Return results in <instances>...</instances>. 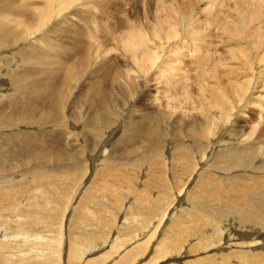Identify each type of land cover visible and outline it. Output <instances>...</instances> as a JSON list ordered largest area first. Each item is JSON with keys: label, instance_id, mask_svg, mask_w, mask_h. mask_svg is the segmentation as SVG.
<instances>
[{"label": "bare ground", "instance_id": "1", "mask_svg": "<svg viewBox=\"0 0 264 264\" xmlns=\"http://www.w3.org/2000/svg\"><path fill=\"white\" fill-rule=\"evenodd\" d=\"M144 1L153 3L0 0V264H264V127L246 133L240 116L254 105L264 120V0L251 13L243 0L221 4L202 21L201 0H158L141 16ZM144 20L154 22L146 32ZM206 34L215 48L203 45ZM70 38L75 45L62 42ZM233 46L245 79L231 69L239 77L227 89L204 84L208 107L206 72L196 69L188 86L204 104L188 123L175 122V100L163 105L167 114L154 107L162 97L153 88L149 113L116 115L134 94L130 72L179 87L185 51L219 55L216 69L235 60ZM121 162L131 163L133 186L120 178Z\"/></svg>", "mask_w": 264, "mask_h": 264}, {"label": "rangeland", "instance_id": "2", "mask_svg": "<svg viewBox=\"0 0 264 264\" xmlns=\"http://www.w3.org/2000/svg\"><path fill=\"white\" fill-rule=\"evenodd\" d=\"M39 1H42V0H39ZM171 0H163V2L165 3V2H170ZM177 1H180V0H177ZM256 1L257 0H243V5H244V7L249 11V7H253L254 8V6H255V4H256ZM155 3V4H154ZM158 0H153V3L152 4H148L146 1H144V3L142 4V5H140V6H138V8H137V10H138V12H140V15L141 16H145V14L147 13V11H145V7H147L148 9H151V7H157L158 6ZM178 3V2H177ZM177 3H175V6H179L180 7V4L179 5H177ZM219 4V5H218ZM221 4H223V5H225L226 7V9H228L229 7H234L236 4H235V0H201V1H199L198 2V4H197V11L199 10V13L200 14H198L199 15V18H201V21L202 20H204L207 16H209L211 13H217L218 11H219V7H221L222 5ZM109 5V6H108ZM111 4L109 3V4H107V9L108 10H111V9H113V7L112 6H110ZM210 5V6H209ZM213 5V6H212ZM218 5V6H217ZM221 5V6H220ZM145 6V7H144ZM208 6V7H207ZM201 7V8H200ZM222 7H224V6H222ZM111 8V9H110ZM128 8V9H127ZM131 8H132V6L129 4V5H127L126 6V11L129 13L128 14V17H129V19L131 18L133 21L135 20H137V15H136V13H130V10H131ZM136 10V11H137ZM202 10H204V11H202ZM205 10L207 11L206 13H205ZM203 12V13H202ZM250 13H251V11H249ZM145 13V14H144ZM209 14V15H208ZM206 15V16H205ZM135 18V19H134ZM208 19H209V17H207ZM206 18V19H207ZM130 19V20H131ZM132 21V22H133ZM104 23H105V21L103 20V21H101V22H99V25L100 26H103L104 25ZM153 20H149V21H140V23H139V25H141V26H139L140 28H141V30H143V32H146L148 29H149V26H151V25H153ZM106 25H110L109 23H108V21H107V23H105ZM137 25H138V23H137ZM263 27V30H264V26H262ZM89 29H90V27L88 28V30H87V33H88V31H89ZM145 29V30H144ZM175 29V28H174ZM125 30V29H124ZM92 34H93V32H92ZM208 35H209V33H207ZM206 34V35H207ZM103 36L102 34H98L97 35V37L98 36ZM208 35H207V38H206V40H204V42H203V45H208L209 44V46H210V44L213 42V40L214 41H216L215 39H213V38H211L212 39V41H210L211 39H210V37H208ZM101 36H100V38H101ZM209 39V40H208ZM97 40V38L95 37L94 39H92V42L94 43V45H96V41ZM96 41V42H95ZM209 41V43H206V42H208ZM64 44H66V45H75V43H74V39L73 38H70V39H67V40H63L62 41ZM205 43V44H204ZM215 43L216 42H213V44L215 45ZM209 46L207 47L206 46V49H208L209 48ZM99 47H101L102 49H103V51H107V50H105L104 49V47H103V45L102 44H100V46ZM211 47H213L212 46V44H211V46H210V48ZM213 48H215V47H213ZM212 48V49H213ZM218 48H220L219 46H218ZM233 48H234V53L236 54L237 52H238V55H236V58H235V60L236 59H238V58H240L239 60H240V62L238 61V63H237V60H236V63H234L235 62V60L233 59H231L230 57V59L233 61H231L230 59H228V61H230V62H227V60H225L224 59V57L223 56H221L220 58H222V59H220V60H224V61H226V62H224V61H222V63H221V65H219V67L218 68H216V69H214V67H213V65H212V63L211 62H213V60H211L212 58L214 59V58H216L217 56H219V55H213L212 53H210L209 52V54L207 55L208 57H207V59H204V57L203 56H205V58H206V54L208 53V51L206 50V49H202L203 50V52L205 53H203V52H201L200 54H202V56H200V54L197 56V54L194 56V54L195 53H189V52H187V51H185L186 53H184V55L181 57V59H182V61H183V65H182V68H177V73H180L179 75H177V73L175 74L176 75V77H178V76H180L179 78H183V75H184V78L186 77V79H184L183 78V80L184 81H182V79H177V80H179L178 82L181 84V82H182V84L180 85L179 83V87H165V85H159V83L158 82H156V75L155 76H153V74L151 75V76H153L154 77V79H153V77H152V79H151V77L150 78H148L149 80H147V81H145L146 79H147V77H141V76H139L138 77V75L136 74V73H132V72H130V74L132 75V79H133V81H132V84L134 85V87H133V91H134V94H131L130 96H129V94H127L126 93V97H125V99L123 100V101H121V103H122V105H121V107L117 110V116L118 115H121V116H123V117H127V116H129V117H132V116H135V115H132V114H130L131 113V111L132 110H143V109H147V111L146 110H143L144 111V113L145 114H147V112L149 113V105H151L149 102H150V99H151V96H148V94H150V93H152V88L153 89H155L157 92H154L153 94L154 95H156V93H158L156 96H159V97H162V99H153V103H152V105H154V107H158V109L161 107V109L163 110V111H165V113L167 112V108H164V107H166L167 106V103H171V102H173L174 100H175V102L177 101V104L180 106L179 108H178V110H179V114L177 113L176 114V116H175V122H179V123H183V124H186V123H188L190 120L189 119H191L192 120V118L193 117H195L196 115H197V113L199 112V113H201L197 108H196V106H198V104H200L202 101L200 100L201 98H197L198 97V95L197 94H195L196 96H193L194 94L193 93H195V91H196V88H194L193 86L192 87H190V86H188L191 82H192V80H191V78L195 75V72H196V69H199V68H201V69H204V71L207 73V74H210V75H212V71H213V75H216V76H218V77H220V78H218V77H216V78H218V79H213V78H211V80H210V78L208 79V77H207V74L206 73H204V72H202L201 74L202 75H206V78H204V80H205V83H203V85H202V83H201V85H200V90H204L205 92H204V95L203 96H205V97H203L206 101H207V99L210 101V102H212V100H213V96H211V92L209 91V90H207L208 89V87L206 86V85H208L209 84V82L208 81H210V82H212V83H210L209 85L211 86H215L216 84V86H225L226 87V85H227V83H228V80H229V82H230V77L232 78L234 75H236L232 70H234L235 72H237L238 71V73H241V75H240V77L238 76V75H236L237 77H239V80L240 81H243V79H245L244 77L246 76V73H245V71H244V69H245V64H243V63H241V62H245V60H244V56H241V55H243V53L241 52L240 53V51L237 49V48H235V46H233ZM108 49H110V48H108ZM204 50H206V51H204ZM209 50V49H208ZM235 50H237L236 52H235ZM243 50V49H242ZM109 51V50H108ZM210 51H212V50H210ZM244 51H245V48H244ZM111 53V52H110ZM172 54H175L174 52L172 53ZM204 54V55H203ZM211 54V55H210ZM240 54V55H239ZM190 55H191V57H190ZM213 55V57H211ZM112 56V53H111V55H109L108 56V58H110ZM188 56V57H187ZM210 56V57H209ZM241 57H243L242 59H241ZM183 58H184V60H183ZM187 58H189V59H187ZM197 58L199 59H203V60H198L197 61ZM208 59H209V61H208ZM227 59V58H226ZM242 60V61H241ZM206 61V62H205ZM196 62H198V64L199 63H201V64H199V65H197L196 64ZM208 62V63H207ZM191 63L193 64V65H191ZM211 63V64H210ZM225 63V64H224ZM188 64H190V66L188 65ZM210 64V65H209ZM223 65H226V66H224L223 67ZM229 65H232V67L233 66H235V65H240L241 66V68L239 69V68H235L234 69V67L232 68H230V71H229ZM184 66V67H183ZM196 66H198V67H196ZM229 66V67H228ZM239 66V67H240ZM242 66H243V69H242ZM190 67V68H189ZM222 68V70L224 71V68L226 69H228L227 71H222L221 70V68ZM207 69H210V70H207ZM232 69V70H231ZM242 71V72H241ZM189 73V74H187V76H186V73ZM201 72V71H200ZM210 72V73H209ZM214 72L216 73V74H214ZM226 72V73H225ZM185 73V74H184ZM191 73V74H190ZM243 73V74H242ZM245 73V74H244ZM136 74V75H135ZM193 74V75H192ZM225 74V76L227 77V78H225V76H223ZM189 75H192V76H189ZM221 75V76H220ZM231 75H233V76H231ZM182 76V77H181ZM190 77V78H187V77ZM224 78H223V77ZM137 77V78H136ZM159 77V76H158ZM157 77V78H158ZM196 77V79L195 80H198V79H201V76H200V74L199 75H196L195 76ZM200 77V78H199ZM141 78V79H140ZM159 80H161V78L159 77L158 78V80L157 81H159ZM189 80H191V82L189 81ZM214 80H216L215 82L216 83H214ZM226 81L225 83L223 82L222 83V81ZM134 82V83H133ZM142 82L144 83V85H143V88L141 87L142 86ZM188 82H190V83H188ZM219 82H221V84L219 85L218 83ZM154 83V84H153ZM157 83V84H156ZM183 83H185V84H183ZM187 83V84H186ZM214 83V84H213ZM116 84V83H115ZM122 85H123V83H121ZM204 84H206V85H204ZM224 84V85H223ZM229 84V83H228ZM139 85V86H138ZM188 86V87H187ZM205 86H206V90L204 89L205 88ZM209 86V87H210ZM224 87V88H225ZM138 89V93H137V89ZM180 88H182V89H180ZM147 89V90H146ZM161 89V90H160ZM163 89V90H162ZM187 89V91H184V90H186ZM225 89H227V88H225ZM113 91H115V92H117V93H119V91L120 90H123L121 87H119L118 85H117V87H113V89H112ZM181 90V91H180ZM164 92V94H162L163 92ZM192 92V93H189L190 95H188L187 93L188 92ZM209 91V92H208ZM176 92H178V94L176 93ZM197 92H200V91H197ZM133 93V92H132ZM148 93V94H147ZM180 93V94H179ZM183 93V94H182ZM207 95H206V94ZM256 93V92H255ZM166 94V95H165ZM168 94V95H167ZM170 94V95H169ZM174 94L176 97L178 96H181V99H180V97H179V99H178V97L177 98H175V96L172 95ZM191 94H192V96H191ZM209 95V96H208ZM168 96V97H167ZM170 96V97H169ZM184 96H189V97H192V98H184ZM255 96H257L256 94H255ZM254 96V97H255ZM136 97H138V99H136ZM196 97V98H195ZM209 97V98H208ZM212 99H211V98ZM165 98V99H164ZM171 98V99H170ZM184 98V99H183ZM202 98V100H203V102H205L206 104L208 103V107H209V105H210V102L209 101H204V99ZM117 99V98H116ZM133 99H135V100H133ZM192 99V100H191ZM193 99H194V101H193ZM259 101H261V98L259 97ZM147 100V101H146ZM162 100H165V102H163ZM170 100V101H169ZM181 100H182V102H181ZM184 100H188L187 102H186V104H185V101ZM200 100V101H199ZM127 101H130L132 104L130 105V106H127V105H125L126 103H127ZM169 101V102H168ZM193 101V102H192ZM196 101H199V102H196ZM84 102V101H83ZM82 102V103H83ZM125 102V104H123ZM193 104H192V103ZM202 102V103H203ZM165 103H166V106H164L163 107V105H165ZM260 103V102H259ZM263 104H264V102H262ZM83 104H86V102H84ZM160 104V105H159ZM185 104V105H184ZM188 104V105H187ZM204 104V103H203ZM261 104V103H260ZM132 105H134V106H132ZM140 105V106H139ZM187 105V106H186ZM142 106V107H141ZM190 106V107H189ZM123 107H125L124 109H123ZM186 107V108H185ZM193 107H195L197 110H198V112H197V110H195ZM85 107L83 106V108H82V112L83 113H85L86 111H85V109H84ZM93 108H94V110H92V112L94 113L95 112V105L93 106ZM249 108H250V110H253V108L255 109V106L254 105H250L249 107H248V109H246V111L245 112H243V114L241 113V115L240 116H243V118L245 119V120H247V121H249V123H248V125L246 126V133H251L252 131V128L251 127H249V126H254L253 128L254 129H261V128H263L264 127V120H261L259 117H258V115H257V113L256 112H253V111H249ZM192 109V110H191ZM178 110L176 111V112H178ZM193 110H195L193 113H192V111ZM129 112V113H128ZM197 112V113H196ZM214 112V111H213ZM247 112H249L248 114V116H247V118H246V113ZM182 113H185V115L184 114H182ZM187 113H189V114H187ZM142 114V113H141ZM167 114V113H166ZM181 114V115H180ZM203 114V113H202ZM190 115V116H189ZM205 116H206V114H204ZM182 116V117H181ZM192 116V117H191ZM249 116H250V118H249ZM180 117V118H179ZM217 117H218V115H217ZM235 118L236 117H234V120H235ZM256 118V119H255ZM172 119V118H171ZM180 119V120H179ZM251 119V120H250ZM83 120L84 121H86V122H89V121H91V119H87V117L86 116H84L83 117ZM189 120V121H188ZM233 120V119H232ZM181 121V122H180ZM256 122V123H255ZM254 123V124H253ZM230 128H231V130H234V131H239V130H241V128L238 126V125H233V124H229L228 125ZM123 127H124V132H125V136L127 137V138H131V134H130V131L126 128V126H124L123 125ZM218 127V126H217ZM230 128H227V129H225V130H222V131H220L219 132V134L220 135H224L225 137L227 136V135H229V133H230V131H229V129ZM218 131H219V129L217 128V130H216V132L218 133ZM87 136V135H86ZM250 140H254V139H250ZM88 149H89V151H92V148H90V147H88ZM162 160H163V158H162ZM124 161V160H123ZM125 162V161H124ZM124 162H121V165L119 166V168H121V170H123V172L121 171V173H120V171H119V174H122V175H120L121 177V179H122V176H124V173H125V175L128 177V176H130L128 179H127V177H126V179H127V182L130 184L131 183V186H133V183H132V180H135V178H134V174H135V171L133 170V168H132V166H131V163H128V165L127 164H125ZM138 162H140V163H138V164H143V163H145V161H143V163H142V161H138ZM163 162H164V164L166 163V161L165 160H163L160 164H162L163 165ZM158 163V165L160 166V164ZM137 164V163H136ZM262 165H264V163L262 164ZM127 167V168H126ZM24 168H25V166H24ZM126 168V169H125ZM125 170V171H124ZM129 170V171H128ZM132 170L134 171V172H132ZM130 172H132V173H130ZM118 174V172H117V175H119ZM133 174V175H132ZM157 176V175H156ZM118 178L119 177H117V179H116V181H120V180H118ZM119 178V179H120ZM108 194V195H107ZM107 194H104L106 197H111L112 195H114L113 193H107ZM110 194H111V196H110ZM104 196V197H105ZM113 197V196H112Z\"/></svg>", "mask_w": 264, "mask_h": 264}]
</instances>
